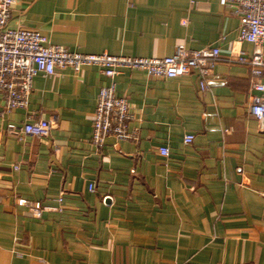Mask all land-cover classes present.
<instances>
[{
	"label": "crops",
	"instance_id": "crops-1",
	"mask_svg": "<svg viewBox=\"0 0 264 264\" xmlns=\"http://www.w3.org/2000/svg\"><path fill=\"white\" fill-rule=\"evenodd\" d=\"M9 24L72 52L163 58L183 45L220 47L222 59L206 75L120 70L116 93L137 139L101 147L93 121L110 80L99 67L39 74L28 105L12 111L0 94V264H264V133L249 113L261 93L231 57L255 46L239 41L230 7L18 0ZM38 120L52 121L48 135L23 133ZM21 199L47 208L36 217Z\"/></svg>",
	"mask_w": 264,
	"mask_h": 264
},
{
	"label": "built area",
	"instance_id": "built-area-1",
	"mask_svg": "<svg viewBox=\"0 0 264 264\" xmlns=\"http://www.w3.org/2000/svg\"><path fill=\"white\" fill-rule=\"evenodd\" d=\"M18 0H0V94L5 100V109L12 111L26 107L29 103L36 76H52L57 69L71 68L78 72L85 66H97L110 80L109 85L100 89L93 121L91 142L103 146L108 136L118 140L137 139L136 131L131 130L134 119L129 100L116 93L115 78L122 69L146 71L151 77L174 78L186 75L195 69H201L206 75L221 59L220 47L190 50L183 45L176 47L175 53L163 58L131 57L72 52L68 48L50 43L49 39L36 30L10 26L12 12ZM230 7L240 18V42H249L255 46L249 55L244 51L233 53L236 63L247 65L251 69V85L261 93L253 99L249 113L260 123V132L264 133V0H220ZM187 21H185L186 23ZM203 90L208 88L205 77L201 80ZM53 127L51 120H38L26 124L25 134L48 135ZM14 133V129H10ZM195 136L185 137L187 143ZM162 155H169L167 146L160 148ZM94 190V186L90 185ZM34 216L40 217L45 207L42 203H27Z\"/></svg>",
	"mask_w": 264,
	"mask_h": 264
}]
</instances>
